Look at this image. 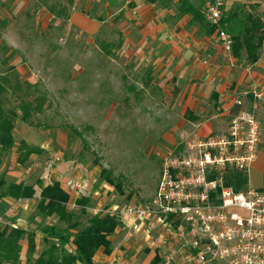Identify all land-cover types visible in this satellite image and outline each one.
<instances>
[{"label": "rangeland", "instance_id": "1", "mask_svg": "<svg viewBox=\"0 0 264 264\" xmlns=\"http://www.w3.org/2000/svg\"><path fill=\"white\" fill-rule=\"evenodd\" d=\"M191 1L200 4V0ZM12 3L0 0V76L12 65L21 80L36 82L40 91H31L28 97L22 92L24 105L12 97L3 107H16L14 122L25 113L32 126L49 129L55 139L51 152L59 154L58 161L69 172L74 168L90 180L91 190L98 193L92 194L91 202L88 197L83 208L94 207L102 197L106 204L148 199L157 185L162 153L184 152L202 138L197 131L205 122L212 124L210 137L217 138L226 135L234 115L248 111L257 125L258 149L264 145V117L255 111L261 100L248 95L246 99L254 101L250 108L242 103L231 106L234 115H221L214 105L217 98L209 97L211 87L196 70H175L179 60L162 65L164 57L173 60L168 52L172 43H186L182 35L171 34H191L197 27L188 23L189 15L177 16L175 2L31 0L20 9ZM231 9L264 20V0H227L225 12ZM164 26L166 29H158ZM191 87L196 99L187 105ZM186 105L192 106L189 115L184 113ZM13 133L26 140L39 136L37 128L22 123ZM50 156L47 154L49 160ZM254 160L246 171L247 185L264 188V172L252 167ZM37 162L45 164L41 158ZM14 166L13 149L4 154L0 151V177ZM102 170L121 182L122 193L100 177ZM12 179L7 177L9 182ZM3 198L0 206L7 208ZM69 210L80 223L76 229L87 225V215L78 214L79 209ZM35 220L38 227L51 223L49 216ZM58 223L65 227L68 221ZM21 261L26 262L22 258L17 264Z\"/></svg>", "mask_w": 264, "mask_h": 264}, {"label": "built area", "instance_id": "2", "mask_svg": "<svg viewBox=\"0 0 264 264\" xmlns=\"http://www.w3.org/2000/svg\"><path fill=\"white\" fill-rule=\"evenodd\" d=\"M226 1L202 0V6L231 55V36L220 25ZM254 94L261 97V92ZM242 103L235 99V104ZM229 123L226 135L201 138L179 154L162 153L157 185L148 199L115 201L92 209V215L115 217L128 231L148 236L156 226L165 227L178 241L177 251L196 264H264V188L246 184L235 189L225 183L228 170L246 173L250 168L258 152L257 125L248 111L234 115ZM64 183L70 195L83 191L80 181L70 178ZM66 207L73 209L75 203L68 200ZM0 225L20 227L5 212L0 214ZM172 257L169 254L165 261Z\"/></svg>", "mask_w": 264, "mask_h": 264}, {"label": "crops", "instance_id": "3", "mask_svg": "<svg viewBox=\"0 0 264 264\" xmlns=\"http://www.w3.org/2000/svg\"><path fill=\"white\" fill-rule=\"evenodd\" d=\"M30 3L31 0H13L12 4L20 9ZM157 17L158 15L156 14L155 18L158 19ZM158 29L164 30L166 29V26ZM176 34L182 35V41H186V43H184L183 46H176L172 43L173 46L169 48L168 52L171 51L170 54L173 56V60L172 62H168L171 57H164L162 59V65L173 64L175 61L179 60L175 65V70L183 67L190 70H196L197 75H201L205 78V85L211 87L209 97L214 99L217 98L214 100V105L217 104V109L221 115H234L235 112H231V106L239 107L235 104V99L238 97L242 98L243 105L250 108L251 103L254 101L250 102L248 98L246 99V97H248V95L252 96L253 94V100H261L262 103L261 107L256 108L255 111L257 114L264 117V47H262L257 61L254 63H248L244 57L237 58L233 56V54L229 55L226 52L222 41L217 38L215 31L212 34H204L196 27L195 32L191 34L185 31H179L178 33L173 32L171 35ZM166 62L168 63L166 64ZM254 91L261 92V97L257 98ZM192 92L193 87H191L187 95L186 90L182 95L183 98L186 95L187 105H189L190 101H194L196 99ZM253 105L256 106V104ZM191 107L192 106H187L185 108V111L189 110V114H191L192 111ZM20 123L27 125L31 129L37 128L39 134L38 137L32 140H23L38 147L42 151L31 153L28 159L23 164H20L16 160L18 154L16 151L17 146H14L12 149L15 154V166L6 170L3 176L4 180L7 181V177L10 176L13 178L10 182L34 184L36 195L39 193V188L36 184L37 182H41L42 184H51L53 181H58L61 188L69 194V190L64 182L70 178L75 181H80L83 185L82 193L77 195L74 193L71 195L69 194V201L74 202L75 208L73 209H79L77 213L80 215H87V219L92 216V209L110 205V203L106 204L105 202L107 199L102 197V199L99 200L94 207L89 208L86 206V208H84L85 213H82L81 205L77 203V200H80L82 197H86L87 201L90 198L89 201L91 202L93 199L92 194H97L98 191L91 190L90 180H88L79 171L77 172L73 168V170L69 172L67 170V165L64 162L58 161L59 159H55L54 156H59V154H57L56 151L55 153L51 152V146L52 143L55 142V139L50 136L49 129L35 127L21 119H18L14 122L13 129L15 131H17V125ZM210 132H212V124L210 122H205L198 128L197 136L206 138L210 136ZM13 137L17 145L21 138L18 136L16 137L14 133ZM47 154L51 155L50 160L47 158ZM40 158L44 160L43 163L45 164L37 162ZM28 161L35 162H31L29 165L27 164L25 166V163ZM252 167L258 168L264 172V145H261L258 149ZM35 171H38L36 175ZM32 174L34 176H32ZM103 186L106 190H108V185L103 184ZM3 201L8 205L7 208H5V214L9 221L17 222L20 228L24 230L36 231V249L32 254L33 257H36L43 249L42 233L37 231L39 228V221L35 220L41 218L36 208L37 198L15 199L13 197L6 196L3 198ZM32 216L35 218L33 219ZM49 218H51V223H56L60 226L56 216L52 215L49 216ZM108 239L111 243V251L106 253L103 248H99L93 257L94 264H152V260L155 255L160 258L156 264H196L195 262L187 261L183 258L182 250L177 251V248L179 247L178 241L168 229L162 226H156L151 232V235L148 236L143 232L134 233L128 231L127 228L119 222L115 230L108 235ZM20 243L21 251L19 259L21 260L24 258V260H26L28 255V238L26 233L22 234ZM169 254L173 255V257L169 260V262H166L165 258ZM115 256L117 260L113 261ZM25 263L26 262H22L21 264Z\"/></svg>", "mask_w": 264, "mask_h": 264}, {"label": "trees", "instance_id": "4", "mask_svg": "<svg viewBox=\"0 0 264 264\" xmlns=\"http://www.w3.org/2000/svg\"><path fill=\"white\" fill-rule=\"evenodd\" d=\"M163 5L175 2L177 16L189 15V24L197 26L198 30L204 34H212L216 26L211 25L206 19L203 11L202 0L196 5L191 0H160ZM2 21V20H1ZM221 27L227 32H232L231 51L237 58H245L248 63L257 61L262 47H264V20L250 12L239 15L233 9L225 12L223 10ZM36 82H26L20 79L14 66H9L6 73L0 76V151L4 153L17 146L18 152L16 160L23 164L31 153L41 152L38 147L19 140L16 145L12 130L14 128V118L17 117L16 107L4 108L3 104L10 98L18 99V103L24 105L25 96H32L39 92ZM32 91V92H31ZM35 97L31 99V102ZM24 107V106H23ZM22 109V107H21ZM24 109V108H23ZM188 113L189 110H186ZM197 119L196 117H192ZM21 120L28 122L25 113L21 115ZM32 125V124H31ZM100 177L110 184H113L119 193H122L120 181L110 178L104 170L100 172ZM246 173L236 169H230L225 175V183L233 185L235 189H241L247 184ZM39 193L36 195L34 184L9 182L5 184L3 175L0 177V187L5 188L0 192V198L13 197L15 199L37 198L36 208L42 217L56 216L57 221H68L65 227H60L56 223L43 224L37 231L42 233L43 249L31 260V256L36 249V231H27L20 227L13 228L9 225H0V264H17L21 251L20 238L26 233L28 238V251L25 264H94L93 257L99 248L104 252L111 251L108 235L112 233L119 224L118 219L109 215H92L87 219V225L81 229H76L80 224L76 219H72L75 214L67 209L66 203L69 195L64 191L58 181L51 184L36 183ZM87 202L86 197L77 200L81 205V212ZM1 204V203H0ZM4 206H0V214L5 212ZM160 258L155 255L152 264H156Z\"/></svg>", "mask_w": 264, "mask_h": 264}]
</instances>
